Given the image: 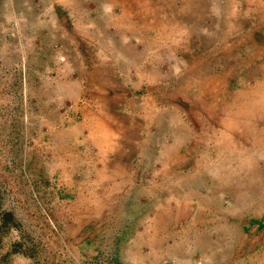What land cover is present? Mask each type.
Listing matches in <instances>:
<instances>
[{
  "label": "crops",
  "instance_id": "1",
  "mask_svg": "<svg viewBox=\"0 0 264 264\" xmlns=\"http://www.w3.org/2000/svg\"><path fill=\"white\" fill-rule=\"evenodd\" d=\"M13 2L24 21L0 80L18 82L31 115L22 160L34 168L17 181L18 235L0 219V264H264V85L205 106L196 130L210 138L195 154L192 129L151 100L171 62L170 33L149 18L154 0Z\"/></svg>",
  "mask_w": 264,
  "mask_h": 264
},
{
  "label": "rangeland",
  "instance_id": "2",
  "mask_svg": "<svg viewBox=\"0 0 264 264\" xmlns=\"http://www.w3.org/2000/svg\"><path fill=\"white\" fill-rule=\"evenodd\" d=\"M38 3L39 0H27V5L22 3V8L29 10ZM154 4L156 8L149 18L155 22L159 33L162 30L170 33L171 62L169 66H161V74L156 79L165 80L155 82L151 100L155 111L167 108L176 112L175 128L186 124L192 129L194 140L199 142L196 147L192 146L191 152L200 154L204 152L199 146L202 138H210L205 136L208 134L206 130H196L201 117L205 122L209 116L204 114V107L228 105L227 96H233L229 95L230 91L236 95L235 101L241 103L242 93L255 91L257 94L258 85H264V0H169V3L154 0ZM18 7V2L0 0V62L5 53L7 57L13 56L20 40L19 28L24 18L18 16V10H21ZM142 52L148 55L150 51ZM142 81L140 103L142 97L147 100L144 95L147 94L148 80ZM17 87L16 81L0 80V219L8 223V226H2L5 228L3 233L11 234L12 230L16 235L22 228L25 213L23 194L19 193L22 187L17 181L22 182V177L34 168L32 162L22 160V156L29 154L26 126H29L31 115L22 111ZM4 135L10 138V159L4 155ZM17 142L22 143L20 149L15 147ZM30 199L34 203L37 197L32 194ZM30 212L36 213L35 210ZM42 213L48 218L47 211ZM32 249L34 255L40 257L49 252L48 245L38 240ZM78 261L80 264L105 262L102 258Z\"/></svg>",
  "mask_w": 264,
  "mask_h": 264
}]
</instances>
